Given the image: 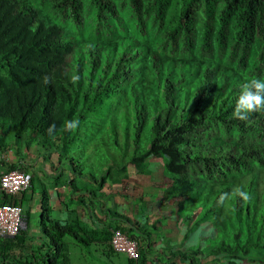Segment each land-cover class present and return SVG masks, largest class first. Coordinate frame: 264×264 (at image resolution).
<instances>
[{
    "label": "trees",
    "instance_id": "1",
    "mask_svg": "<svg viewBox=\"0 0 264 264\" xmlns=\"http://www.w3.org/2000/svg\"><path fill=\"white\" fill-rule=\"evenodd\" d=\"M50 1L69 24L30 0H0L1 136L57 147L81 177L160 157L179 223L213 226L207 249L171 253L184 264H202L200 255L255 261L264 250V106L245 119L233 112L240 86L264 78V0H182L172 13L171 0ZM101 123L102 159L87 169ZM24 193L0 192V204L20 205ZM51 211L46 204L36 248L14 255L21 231L0 237V264H149L143 247L137 260L114 249L120 226L98 230Z\"/></svg>",
    "mask_w": 264,
    "mask_h": 264
},
{
    "label": "crops",
    "instance_id": "2",
    "mask_svg": "<svg viewBox=\"0 0 264 264\" xmlns=\"http://www.w3.org/2000/svg\"><path fill=\"white\" fill-rule=\"evenodd\" d=\"M27 141V137L7 135L4 140L0 136V172L14 167L31 179L30 187L17 196L23 208L21 237L26 247L17 241L12 254L40 244L39 215L45 203L52 208L51 216L62 222L68 221L73 211L94 229L108 231L120 226L147 250L183 245L188 229L179 223L174 205L165 198L169 178L162 158L153 157L141 167L116 165L110 178L106 170L99 172L98 178L81 177L57 147L44 146L34 139ZM102 176L107 177L104 184L100 182Z\"/></svg>",
    "mask_w": 264,
    "mask_h": 264
},
{
    "label": "rangeland",
    "instance_id": "3",
    "mask_svg": "<svg viewBox=\"0 0 264 264\" xmlns=\"http://www.w3.org/2000/svg\"><path fill=\"white\" fill-rule=\"evenodd\" d=\"M30 1H32L33 4H35L36 6L43 8V10L48 14L47 15L48 17L54 18L60 22L68 21L58 12V10L56 8H54V6L50 0H30ZM86 2H88V1H86ZM115 2L120 5L119 0H115ZM88 4L89 3H86L85 6L87 7ZM181 5H182V0H171V7H170L169 12L170 13L174 12ZM89 11L90 10L86 9L85 14H87V12H89ZM124 13H127V12L124 11ZM197 15L199 17V20H201V18H203V19L205 18V15L202 11V8H198ZM90 16H91V14H90ZM128 16L130 19L133 18V17H131V14H129ZM67 23L69 24V21ZM199 31H200V29H199ZM158 33H163V32L162 31L151 32L152 35H156L157 37H158ZM197 39H198V43H199L200 40H199V38H197ZM193 53L199 57L206 56V55H203L202 50H200L199 48L194 50ZM187 54H189V51L187 52ZM187 54H186V56H187ZM189 92H190V95L187 99L184 97L183 94H181L184 99H183V101H180V103L184 104L185 107H188L192 102V92H193L192 88L189 89ZM101 131H103V132H101ZM97 133H98L97 135H99V136L97 137V140H95V143H97L99 148L97 149V151H94V152H93V150H95V149H91L92 151L91 150L88 151L90 161L87 163L88 164L87 169L89 168V165H91V164L94 165V167H95V165L99 164L98 161L102 159L101 150L103 147H102V145H99V143L97 142L99 140V138H101L100 135L103 134L104 137L106 136V130L103 129L102 123H101L100 129L98 128ZM6 136L3 137L4 140L6 139ZM73 154L75 156H77L76 151H73ZM95 172L97 175H99L97 167L95 168ZM44 206H46V203ZM41 215H43V214L40 213L39 216L41 217ZM212 229H213L212 224L206 223V224L201 225L199 228L194 229L193 231L187 230V232L184 236L183 245L177 247L176 249L168 247L165 249L162 248V249H157V250H148L146 252V254H147L149 261H150L149 264H169V263L184 264L183 261L180 260L179 256H177L175 253L174 254L171 253V251H175L177 249H186V248H189L192 246H196L198 244H200V246L202 248L205 245V247L207 249V247H209L211 245V242L209 241V236H210V233L212 232ZM180 233H181V231L179 233L177 232V234H175V237L176 236L178 237L180 235ZM177 237L175 239H177ZM251 257H253V259H255V261L244 262L240 259H234L233 262L230 263L228 259H222V260L216 259V260H214L212 256H210V257L204 256L203 257L200 255L197 258L201 259L202 264H264V250H261V249L254 250L252 252ZM84 263L85 264H99L96 261H93V262L92 261H85V262H83V264ZM76 264H78V263H76Z\"/></svg>",
    "mask_w": 264,
    "mask_h": 264
},
{
    "label": "built area",
    "instance_id": "4",
    "mask_svg": "<svg viewBox=\"0 0 264 264\" xmlns=\"http://www.w3.org/2000/svg\"><path fill=\"white\" fill-rule=\"evenodd\" d=\"M29 175L20 169L0 172V192L15 195L25 192L30 187ZM23 208L21 205L0 204V237H15L22 228ZM112 245L118 252L124 253L128 258L137 260L141 257V244L139 241L122 229H114Z\"/></svg>",
    "mask_w": 264,
    "mask_h": 264
},
{
    "label": "clouds",
    "instance_id": "5",
    "mask_svg": "<svg viewBox=\"0 0 264 264\" xmlns=\"http://www.w3.org/2000/svg\"><path fill=\"white\" fill-rule=\"evenodd\" d=\"M264 106V78L247 79L241 86L233 115L245 119L248 112ZM243 195V193H240Z\"/></svg>",
    "mask_w": 264,
    "mask_h": 264
}]
</instances>
